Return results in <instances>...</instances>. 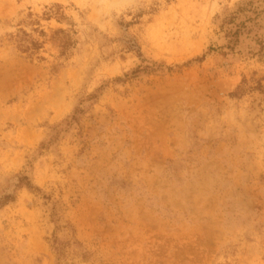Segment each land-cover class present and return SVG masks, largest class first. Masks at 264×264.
<instances>
[{
    "label": "rangeland",
    "instance_id": "1",
    "mask_svg": "<svg viewBox=\"0 0 264 264\" xmlns=\"http://www.w3.org/2000/svg\"><path fill=\"white\" fill-rule=\"evenodd\" d=\"M0 264H264V0H0Z\"/></svg>",
    "mask_w": 264,
    "mask_h": 264
}]
</instances>
